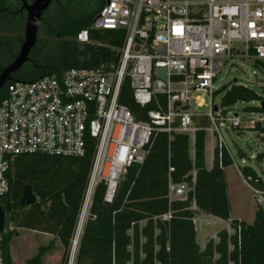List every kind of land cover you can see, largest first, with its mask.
Returning <instances> with one entry per match:
<instances>
[{"label":"built area","instance_id":"built-area-1","mask_svg":"<svg viewBox=\"0 0 264 264\" xmlns=\"http://www.w3.org/2000/svg\"><path fill=\"white\" fill-rule=\"evenodd\" d=\"M90 30L121 35L120 44L110 47L113 53L108 59L96 66L70 67L59 75L11 81L0 101V197L9 189L6 172L15 155L80 156L85 153L86 135L93 139L65 264H75L77 243L97 185L105 186L103 200L111 203L128 169L144 162L153 129L169 137L185 133L193 138V117L204 115L205 130L214 140L212 152L218 148L219 165L224 152L235 161L222 128H238L242 119L214 103L219 88L215 81L219 68L233 58L264 63V0H104L90 25L75 37L82 44L104 45L91 39ZM235 43L243 44L246 53ZM126 78L139 105L156 106L148 111V120H137L119 101ZM205 105V111L198 109ZM250 169L240 171L241 177L264 214V176ZM188 189L186 181H170L167 196L185 198ZM159 217L168 220L170 212ZM191 220L200 229V219ZM222 220L227 235L234 233L231 220ZM218 231L211 236L214 241L219 239ZM0 264H6L1 244Z\"/></svg>","mask_w":264,"mask_h":264},{"label":"trees","instance_id":"trees-1","mask_svg":"<svg viewBox=\"0 0 264 264\" xmlns=\"http://www.w3.org/2000/svg\"><path fill=\"white\" fill-rule=\"evenodd\" d=\"M18 2L0 0V56L5 50L11 51V37L19 40V44L22 42V35L3 33L21 25V19L13 20L15 14L21 15L15 11ZM103 2L53 0L41 18L38 32H41L42 40L44 37L57 49V57L39 63L29 55L28 61L11 74L10 81L0 89V101L11 81H31L46 74L59 75L70 67L96 66L102 59H108L113 53L110 47L121 42L118 32L90 30L91 39L104 45L82 44L75 39L79 30L90 25ZM6 64L0 62V71ZM214 95L220 96L219 104L223 109L237 102L260 98L253 89L237 82L221 85ZM119 101L128 106L137 120H148V111L156 108L153 103L141 106L133 99L127 78L122 83ZM244 109L264 111L259 106H245ZM193 120L196 126L193 140L187 134L175 133L169 138L164 131L152 130L144 162L128 169L111 203L103 200L105 186L102 183L97 185L79 239L75 264H228L229 261L233 264H264V214L259 209L255 210L251 223L231 219L235 232L227 235L224 229L219 230V239L210 238L203 249L196 241L191 222L192 202L205 213L225 220L230 216L224 167L232 162L224 152L220 166L218 148L215 147L213 165L207 168L204 150L208 121L203 115L194 116ZM253 129L264 132L257 122ZM92 154L93 139L86 135L85 153L80 156L36 152L13 157L6 172L9 189L0 197L5 213L0 244L6 264H13L10 240L20 228L51 234L64 247L69 246ZM240 154L243 153L240 151ZM256 158L260 155L256 154ZM240 171L248 173L251 169L244 165ZM169 180L192 184L186 198L171 201L167 198ZM25 185L32 188L36 199L22 207L20 199ZM166 212H170V217L162 220L159 216ZM237 225H240L238 231ZM44 252L45 247H40L28 262L38 264Z\"/></svg>","mask_w":264,"mask_h":264},{"label":"rangeland","instance_id":"rangeland-1","mask_svg":"<svg viewBox=\"0 0 264 264\" xmlns=\"http://www.w3.org/2000/svg\"><path fill=\"white\" fill-rule=\"evenodd\" d=\"M28 2L32 0H26ZM45 13V12H44ZM11 16L9 17L10 20ZM21 19V25L18 29L3 32L9 35L21 36L23 39L24 29V14H15L13 20ZM17 22V21H16ZM13 22L11 21V24ZM15 24V22H14ZM18 24V23H17ZM22 28V31L20 30ZM21 33V34H20ZM43 36V35H42ZM10 40L11 51H4L0 58V62L3 64L8 63L15 50L19 49V40ZM16 38V36H15ZM39 40L30 51V56L35 58L39 63H46L54 60L58 51L52 46L51 42H47V39L43 37L41 39V32H38ZM41 39V40H40ZM235 46L240 47L246 53L245 47L241 43H235ZM244 55V54H242ZM12 61V60H11ZM236 79L238 84H243L253 89L255 93L260 96L259 100L250 102H237L231 106L230 111L232 113H238L241 117L240 127L232 128L229 131L222 128V134L230 146L235 161L225 167V182L227 187V193L230 204V216L236 219H242L248 223L252 222L254 218L257 205L255 203L252 191L250 190L248 183L241 177L240 167L247 165L256 170L257 173L264 176V132L261 130L253 129V122H257L259 118L264 117L263 112H249L244 109L245 106H259V103L264 99V76L256 67V65L247 58H233L229 64H223L219 68L217 79L215 84L219 87L225 83L234 82ZM220 96L214 97V103L219 104ZM206 104L209 102V98H205ZM205 111L207 105L198 108ZM210 135L207 132V145H206V161H211V143ZM240 151L243 154H240ZM256 154L260 155V158H256ZM87 219V218H86ZM214 226H206L205 233L197 234V239L202 243L207 235H211L213 232H217L224 224L216 220ZM79 242L77 243L78 247ZM40 247H45V252L41 255L38 264H63L66 251L69 249L64 247L57 238L52 235L44 234L40 231H34L27 228H20L17 230V234L10 240V255L13 264H30L28 261L33 258L39 251Z\"/></svg>","mask_w":264,"mask_h":264},{"label":"water","instance_id":"water-1","mask_svg":"<svg viewBox=\"0 0 264 264\" xmlns=\"http://www.w3.org/2000/svg\"><path fill=\"white\" fill-rule=\"evenodd\" d=\"M52 1L53 0H32L28 2L26 0H22V9H24L26 12L23 39L13 60L6 64L0 71V89L7 81H10L11 74L17 71L23 65V63L28 61L30 51L35 46L37 41L38 28L41 18ZM255 65L264 76V63L260 60H257ZM233 81L236 82V79H233ZM259 107L264 110V99L260 101ZM257 124L264 128V119L258 120ZM35 199L36 195L34 194L32 188L29 185H25L22 189L20 205L22 207L28 206L33 203ZM4 220L5 213L2 206L0 205V233L4 231Z\"/></svg>","mask_w":264,"mask_h":264},{"label":"crops","instance_id":"crops-1","mask_svg":"<svg viewBox=\"0 0 264 264\" xmlns=\"http://www.w3.org/2000/svg\"><path fill=\"white\" fill-rule=\"evenodd\" d=\"M241 85H243V84H241ZM220 105V104H219ZM228 108H231V106L230 107H228ZM200 116V115H199ZM204 116V115H203ZM198 117V116H197ZM182 134H185V133H182ZM188 135V134H187ZM189 137H190V139L191 140H193V138L190 136V135H188ZM168 137H169V135H168ZM194 137V136H193ZM206 137H207V131L205 130V150H204V156H205V163H206V166H207V168L208 169H210L211 167H212V165H213V160H214V150H213V152H212V147H213V144H214V140L211 138V137H209L210 138V143H211V156H210V158H211V161H210V163H208L207 161H206V145H207V140H206ZM169 138H171V137H169ZM230 158V157H229ZM231 160V159H230ZM232 162V161H231ZM171 167V166H170ZM169 167V168H170ZM226 167V166H225ZM225 167H224V169H225ZM241 168V167H240ZM239 168V169H240ZM171 171V170H170ZM224 174H225V170H224ZM193 180L194 179H192V183H193ZM171 180H169V182H170ZM168 182V183H169ZM171 182H173V181H171ZM188 183V182H187ZM189 185H190V183H188ZM168 186V185H167ZM192 186V184L190 185V187ZM228 194V193H227ZM167 198H168V196H167ZM186 198V197H185ZM169 199V198H168ZM175 199V198H174ZM177 199V198H176ZM178 199H180V198H178ZM181 199H184V198H181ZM229 199V198H228ZM170 201L171 200H173V199H169ZM193 204L196 206V204L194 203V202H192L191 203V206H193ZM190 206V209H192L193 210V215H192V217H197L198 219H200V229L198 228V226L196 227V225H194V223L192 222V220H191V222H192V224H193V227H194V231H195V235L197 236V234L199 233V234H202V233H205L206 232V230H205V227L206 226H214V222L215 223H218V222H216V220L217 221H223L221 218H218V216H215V215H213V214H210V213H205V212H203V211H201L197 206H196V208L195 209H193L192 207ZM230 214V213H229ZM192 217H191V219H192ZM231 219H236V218H233V217H231V216H229V218H228V220H231ZM239 220H242V219H239ZM244 221V220H243ZM253 221V220H252ZM246 222V221H245ZM248 223V222H247ZM251 223V222H250ZM222 228H220L219 230H221ZM35 231V230H34ZM44 233V232H43ZM44 234H48V233H44ZM214 234V232L211 234V235H207L206 236V238H205V240L202 242V243H200L199 241H198V239H197V237H196V241H197V243H198V245H199V247L201 248V249H203L204 247H205V245H206V243H207V241L211 238V236ZM49 235H51V234H49ZM53 236V235H52Z\"/></svg>","mask_w":264,"mask_h":264},{"label":"flooded vegetation","instance_id":"flooded-vegetation-1","mask_svg":"<svg viewBox=\"0 0 264 264\" xmlns=\"http://www.w3.org/2000/svg\"><path fill=\"white\" fill-rule=\"evenodd\" d=\"M22 5H23L22 0H19V2L17 3V6H16V8H15V11H18V12H20L21 14H24V16L26 17V12H25L24 9H22ZM24 21H25V18H24ZM24 23H25V22H24ZM67 248H68V247H67ZM67 254H68V252L66 251V255H65V257H64L63 264H65V262H66V260H67Z\"/></svg>","mask_w":264,"mask_h":264}]
</instances>
